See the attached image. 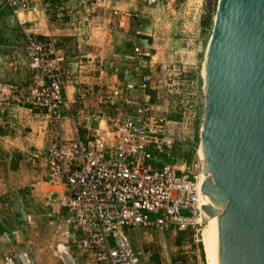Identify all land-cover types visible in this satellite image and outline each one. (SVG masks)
Returning a JSON list of instances; mask_svg holds the SVG:
<instances>
[{
  "label": "rangeland",
  "instance_id": "obj_1",
  "mask_svg": "<svg viewBox=\"0 0 264 264\" xmlns=\"http://www.w3.org/2000/svg\"><path fill=\"white\" fill-rule=\"evenodd\" d=\"M28 1L37 3V11L30 12L35 17L28 16L31 21L24 29H34L39 36H46L44 39L56 42L65 56L66 85H84L88 96L85 99L95 96L99 112L107 115H112V111L101 99L104 80L91 92V87L96 86L94 82H100L96 80L99 70L80 72L75 60L80 54L93 51L98 54L95 60L101 56L104 62L114 61L122 52L127 53L134 42L143 45L145 40L146 44H154L152 69L155 82L161 86L160 110L174 121L170 130L175 138L172 163L191 165L200 160L201 65L212 27V24L202 27L201 20L208 13L214 14L216 0H159L158 5H147L146 0ZM166 1L175 7L173 11L162 9ZM8 9L5 0H0V83L28 87L37 78L27 67L23 27L16 17L10 16ZM115 10L129 13L137 10L139 17H131L121 26V15ZM136 31H139L138 39H135ZM174 50H179L185 64L180 65L185 71L178 76L172 75L171 70ZM92 64L98 65L96 61ZM103 67L100 70L109 82ZM81 74L89 76V81ZM167 82L173 83L172 93L163 89ZM11 103L32 112L23 110L19 115L11 110ZM39 114L40 110L28 103H18L12 98L6 102L0 100V264H7L9 258L21 264L20 254L30 264H98L92 254L81 252L70 239L65 240V225L58 222L65 217L60 205L63 186L42 161L44 155L39 146L43 141L46 145V137L42 140L43 120ZM143 229L156 247L153 264H207L202 238L197 240L195 230H140ZM124 235L130 243L138 239L136 230H125ZM59 246L64 250L60 251Z\"/></svg>",
  "mask_w": 264,
  "mask_h": 264
},
{
  "label": "built area",
  "instance_id": "obj_2",
  "mask_svg": "<svg viewBox=\"0 0 264 264\" xmlns=\"http://www.w3.org/2000/svg\"><path fill=\"white\" fill-rule=\"evenodd\" d=\"M5 3L21 27L26 21L19 15L37 11L32 1ZM145 3L158 5L159 0ZM135 11L115 13L137 18ZM23 34L28 68L38 79L28 87L0 83V100L12 98L43 112L42 161L63 186L60 205L65 217L58 222L65 225L66 240L92 254L98 264H150L156 247L149 241L132 246L125 230H195L201 220L203 181L201 158L191 165L167 161L175 141L170 131L174 121L160 110L154 49L133 43L123 59L98 61L99 70L106 66L110 77L101 99L112 115L83 138L66 94L65 56L53 39L42 38L34 29L23 27ZM172 55V75H181V54L174 50ZM163 87L172 93V82ZM65 121L70 123V138L62 133Z\"/></svg>",
  "mask_w": 264,
  "mask_h": 264
},
{
  "label": "water",
  "instance_id": "obj_3",
  "mask_svg": "<svg viewBox=\"0 0 264 264\" xmlns=\"http://www.w3.org/2000/svg\"><path fill=\"white\" fill-rule=\"evenodd\" d=\"M209 264H264V0H217L201 65Z\"/></svg>",
  "mask_w": 264,
  "mask_h": 264
},
{
  "label": "crops",
  "instance_id": "obj_4",
  "mask_svg": "<svg viewBox=\"0 0 264 264\" xmlns=\"http://www.w3.org/2000/svg\"><path fill=\"white\" fill-rule=\"evenodd\" d=\"M166 2H167L166 6H163L162 9L170 8V10L173 11L175 9V7H172V3L169 2V1H166ZM8 10H9L10 16H12V17L15 18V16L12 14L11 10L10 9H8ZM30 14L31 13H27V14L23 13V14H20L19 15L23 20L26 21L25 25L27 24V22L31 21L28 18V16ZM31 15L33 16V14H31ZM33 17H35V16H33ZM121 18L124 20L123 21L121 19V21H120V25L121 26L124 24L125 21L128 22L129 19H130L129 17L128 18L121 17ZM34 21H36V20H34ZM35 25H38V24L35 23ZM34 27L36 28V26H34ZM137 32H139V31H136L135 39H138L140 37V36H138V33ZM45 37L46 36H43L42 38H45ZM146 42L144 40V43L143 44H145ZM149 46H151L153 48L154 47V44H153V46L152 45H149ZM130 51H131V49L128 50L127 53L126 52H124V53L122 52V54L120 56V59H123V57L125 55L129 54ZM24 56H25V59H26L27 67H28V59L26 57L25 49H24ZM154 56H155V54H154ZM95 57H98V54H95L93 51H89V53L80 54L78 56V60H75V62L77 61L76 63H78V66H79V70L78 71L81 72L83 69H88V71H90L91 69H96L95 71L97 72L99 70L98 65L95 66L94 64H92V62L93 61H96V63H98V61L101 60V59L103 60V58L101 56H99V58L98 59L96 58L97 60H95ZM84 60L85 61H88L87 65L84 64V62H85ZM117 60H119V58ZM99 72H100V75L99 74L96 75V80H100V82L99 83L96 82V81L94 82V83H96V84H94L96 86L91 87V92H93L92 91V88H93V90H95V89L98 88L97 85L101 84L102 83V80H104V84L108 83V79L104 78V76L102 74L103 72L101 70H99ZM33 74L35 75V73H33ZM104 74H105V77H106L107 76V72H104ZM81 76H82V74H81ZM82 77H84V76H82ZM85 77L88 78L86 80L89 81V76H85ZM35 78H36V75H35ZM82 80H83V78L80 81H82ZM83 86L84 85H80L79 87H77L75 85H66V94H67L69 103H71L74 106V108H75L74 114H73V119L72 120L77 124L80 136L84 138L88 134H90L93 129H95L98 126V122H99V124L101 126H103L105 124L104 122L106 121L105 119H106L107 114L106 113L99 112L100 111V109H98L99 103L97 102V99H96L95 96H93V97H94V99L96 101L92 97L91 98L89 97L90 99H85L88 96H86V94H85L86 89ZM10 106H11L10 107L11 110L16 111V113L19 112L18 113L19 115L22 114L21 111H23V110L32 112L30 108H27V107H24V106L21 107L20 105H14V103H11ZM8 107H9V105H8ZM39 116H41V118L43 120V123H42L43 125L40 126V127L43 128V130H44L43 133H42L44 135L42 137V140H44V137H46V131H45L46 121H45V118L43 116V112L42 111H40ZM62 130H63V132H62L63 133V136L65 138H70L71 137L70 123L68 121L63 122V124H62ZM43 145H45L44 141H43ZM43 145L42 146H39L40 148H42V151L45 148V146H43ZM38 152L40 153L41 151H38ZM171 230L173 232L176 231L174 229H171ZM146 232H147V230H145V229L137 231V234H138L137 241L136 242H133V243H130V242L129 243L132 246L136 247L141 242H148V241L151 242L150 240L147 239ZM66 239L67 238H65V240ZM59 250L60 251H63L64 250L63 246H59ZM155 253H156V251L154 252V254L152 255V257L155 255ZM19 257H20L21 264H30V261H28L22 254H20ZM152 257H151V260H150V264H153L154 263V261L152 263ZM7 261H9L7 264H15L14 261L12 259H10V258L7 259Z\"/></svg>",
  "mask_w": 264,
  "mask_h": 264
},
{
  "label": "bare ground",
  "instance_id": "obj_5",
  "mask_svg": "<svg viewBox=\"0 0 264 264\" xmlns=\"http://www.w3.org/2000/svg\"><path fill=\"white\" fill-rule=\"evenodd\" d=\"M198 154L201 155V151L198 149ZM195 236L197 238V240H199L200 236L202 238V244H203V248H204V251H205V255H206V262L207 264H209L208 262V257H207V252H206V247H205V242H204V237H203V232H202V220H200L198 223H197V226H196V229H195Z\"/></svg>",
  "mask_w": 264,
  "mask_h": 264
},
{
  "label": "trees",
  "instance_id": "obj_6",
  "mask_svg": "<svg viewBox=\"0 0 264 264\" xmlns=\"http://www.w3.org/2000/svg\"><path fill=\"white\" fill-rule=\"evenodd\" d=\"M215 5H216V2H215ZM212 17H213V15L211 13H208L206 16H204L202 18V20H201L202 27L211 26V24H212ZM174 159L172 160V157H171L170 159H167V161H174Z\"/></svg>",
  "mask_w": 264,
  "mask_h": 264
}]
</instances>
